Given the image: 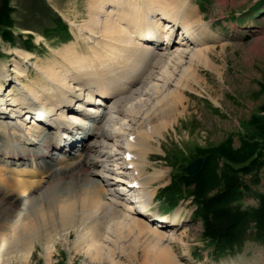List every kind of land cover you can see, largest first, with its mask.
<instances>
[{"label": "bare ground", "instance_id": "6f19581e", "mask_svg": "<svg viewBox=\"0 0 264 264\" xmlns=\"http://www.w3.org/2000/svg\"><path fill=\"white\" fill-rule=\"evenodd\" d=\"M88 1L87 21L81 26H73L76 39L84 43L88 52H61V62L50 60L45 66L37 67L38 82L22 86L20 93H12L9 88L3 90L4 82L9 71L14 73L16 80L28 77L22 66L28 56L19 54L18 59H13L12 69L0 70V141L4 140L0 144V262L6 253L10 256L19 254L23 263L28 262L39 233L47 237L46 228L54 226L52 224L75 229L89 264H105V261L108 264H137L131 257L124 262L113 255V247L123 250L121 242L136 228L140 235L147 236L148 246L152 248L163 249L165 246L160 247L157 241L176 239L160 227L179 225L181 218L175 214L178 222L169 225L165 223L166 219L161 221L148 209L154 193L146 186L155 176L150 174L142 181L139 174L146 166L149 153L160 151L152 141L163 137V131L171 122L170 116L155 124L144 123V127L139 128L138 114L132 111L131 102L140 101L144 95L156 100L155 94L160 91L159 98L172 103L167 109L173 108L179 89V81L174 78L176 68L182 67L183 77L189 75L194 62L209 66L206 62L208 52L202 49L203 42L197 32L201 25L187 0ZM161 39L168 46L159 50L157 44ZM185 59L188 65L183 67ZM140 61L150 67L147 77L134 68ZM144 84L147 91L140 87ZM105 101L109 102L113 112L132 118L129 121L117 119L116 127L107 128L100 120L108 119L98 115L95 124L97 116L93 114L99 112L98 106L104 105ZM36 118L40 123L35 122ZM87 119L93 121L94 126L87 127L84 122ZM54 127L56 133L50 134ZM77 129L81 131L80 137H76ZM61 133L64 138L70 137L66 146L60 142ZM125 135L127 138L121 139L117 151L121 165L118 173L111 168L113 147L98 151L95 145L107 148L105 142L84 143L85 152L98 153L100 159H92L90 166L100 165L116 177H108L107 184L89 177L93 172L86 167L90 156L87 153L78 154L77 161L60 165L66 147L68 150L76 148L77 143L80 145L91 136L111 141ZM31 138L33 142L29 141ZM53 147L60 150L62 156L51 155ZM120 174L130 175L132 179L123 177L120 180ZM134 181L138 188L126 189L127 183ZM115 185L120 187L115 190L116 195H112L108 187ZM121 187L132 199L119 191ZM55 189L60 190L59 193H52ZM37 193L38 212L33 207ZM46 194H49L48 198H45ZM23 197L29 198L28 207L14 211V222H11L9 208H15ZM144 258L138 264H149L152 260L161 263L160 258L147 255Z\"/></svg>", "mask_w": 264, "mask_h": 264}, {"label": "rangeland", "instance_id": "374dc122", "mask_svg": "<svg viewBox=\"0 0 264 264\" xmlns=\"http://www.w3.org/2000/svg\"><path fill=\"white\" fill-rule=\"evenodd\" d=\"M187 1L195 12V19L201 25V28H197V32L203 42L202 49L208 52L206 62L209 66L204 67L194 62L193 69L187 73L189 75L183 77L182 67L176 68L174 78L175 81L176 79L179 81V89L175 93L177 99L173 100V108L167 109L172 103L161 100L159 98L160 91L155 94L156 100L148 98L149 95H144L139 98H142L140 101L131 102L132 111L138 114L136 123L139 128H143L144 123L155 124L170 116L171 122L169 121L167 130L163 131V137L155 138L152 141V145L160 148V151L149 153L146 166L139 171V174L142 175V181H145V178L147 179L150 174L155 176L154 181L146 186L154 193L148 209L154 212L161 221L166 219L165 223L169 225L178 222L175 221V214L181 218L179 225L160 227L165 228L161 230L172 233L176 239L172 242L157 241L160 247H165L163 249L158 246L152 248L148 246L147 236L140 235L139 228H136L127 231L129 236L121 242L123 250L113 247V255L116 260L121 259L124 262L129 259L127 257H131L137 264L145 259V255L154 259L160 258L161 263L158 264H264V246L254 241L246 242L239 253L217 260L213 249L202 236V224L193 215L195 206L191 200H181L175 209L170 210L164 198L156 196L160 188L170 183L171 167L166 156L169 157L177 152L179 158H184L183 163L187 166L192 161L188 159L192 148L216 145L231 133L235 134L234 139L237 146L239 143L237 134L245 133L246 123L263 101L261 88L264 85V0ZM10 3L15 9L13 14L15 27L12 32L14 43L5 42L0 36V70L2 68L4 71L12 69L13 59H18L17 55H27L28 61L22 66L26 69L28 77L16 80L14 73L9 71L7 78L5 77L6 82H4L3 90L9 88L12 93H18L22 86H32L38 82L40 77L35 69L45 66L50 60L60 63V54L63 51L70 53L78 51L84 54L88 52L84 43L76 39L73 27L74 25L81 26L87 21L88 0H10ZM59 20L69 30L71 38H67L64 31L56 28V22ZM161 42H163L161 46H165V41L161 39ZM26 43H29L33 50L29 51L26 48ZM186 62L185 59L183 67L188 65ZM143 63L144 61H140L134 68L137 73L142 71V75L145 74L144 77H147V74H150V67L146 62ZM146 66L148 67L146 68ZM154 70L156 71V69ZM180 77L182 78L180 79ZM140 87L147 91L145 84ZM105 102L104 105L98 106L99 112L93 114L97 116L95 124L100 116L108 119V121L100 120V123L105 124L107 128L116 127L117 124L114 122L117 119L129 121L132 118L125 114L118 115L110 108L109 102ZM74 106L76 107V105ZM100 112H103L102 115L99 114ZM84 122L88 127L94 126V122L89 119ZM50 132L52 134L54 130ZM81 135V131L78 130L76 137ZM125 137L127 138L126 135L124 138L114 137L111 141L92 136L86 138L84 142H81L82 144L77 143L76 148L68 150L66 147L65 157L62 158L64 160L60 165H65L69 161H77L78 154L87 153L90 156L87 159L86 167L91 173L93 172L89 177L104 184L108 177L115 176L100 165L90 166L92 159L95 161L100 159L98 153L91 152V150L85 152L86 145L84 143L87 142L89 145L90 143L95 144L97 141L105 142L107 148L99 147V144L95 145V149L98 151L111 150L108 147H113L114 162L111 168L115 173H118L121 168H119L120 158L117 151L121 139H126ZM59 138L62 145L70 141V137H62V133ZM32 139L29 141L33 142ZM35 140L37 141V139ZM3 141H0V144ZM50 154L55 155L54 157L62 156L60 150L54 147L51 148ZM18 161L21 162V159ZM24 163L27 164V160H24ZM15 166L13 165V167ZM30 169H32L31 166ZM118 178L121 180V176ZM105 184L107 183L105 182ZM118 186L108 187L112 195H116L115 190L120 187ZM259 189L264 192V182ZM59 191L55 189L52 193H59ZM119 191L124 193L122 187ZM39 193L35 194L33 204L37 212L40 209ZM47 195L49 196L46 194L45 198H48ZM28 204L29 198L23 197L15 208H9L11 222H14L12 217L14 211L23 210L28 207ZM255 204L257 201L252 198L244 201L245 206ZM161 213L165 215L164 218ZM52 225L54 226L49 225V228L48 226L46 228L47 237L39 233L40 237L34 241V249L28 262L23 263L19 254L10 256L6 253L2 255L3 260L0 264H58L60 262L89 264L90 260L81 250L80 246L83 243L78 240L79 236L75 229L68 230L58 227L57 224ZM151 263L157 264V261L152 260L149 264ZM105 264H108L107 261Z\"/></svg>", "mask_w": 264, "mask_h": 264}, {"label": "trees", "instance_id": "16d2710c", "mask_svg": "<svg viewBox=\"0 0 264 264\" xmlns=\"http://www.w3.org/2000/svg\"><path fill=\"white\" fill-rule=\"evenodd\" d=\"M14 13L10 0H0V36L11 44ZM56 26L70 38L61 20ZM25 45L33 50L29 43ZM262 94L263 101L246 123L245 133L237 134V146L235 134L231 133L216 145L192 148L188 159L207 157L197 177L187 175L179 153L167 157L172 167L171 181L158 195L170 210L179 201L191 199L195 206L193 215L201 221L202 236L213 248L216 259L239 253L248 241L264 246V192L259 189L264 182V85ZM248 198L257 204L245 206Z\"/></svg>", "mask_w": 264, "mask_h": 264}, {"label": "water", "instance_id": "95a60500", "mask_svg": "<svg viewBox=\"0 0 264 264\" xmlns=\"http://www.w3.org/2000/svg\"><path fill=\"white\" fill-rule=\"evenodd\" d=\"M207 162V158L205 156H200L189 163L186 170L188 175L191 178H195L199 175V173L203 170L205 164Z\"/></svg>", "mask_w": 264, "mask_h": 264}]
</instances>
